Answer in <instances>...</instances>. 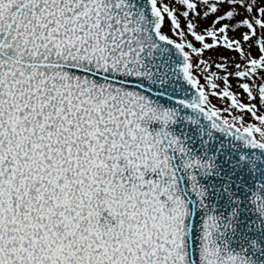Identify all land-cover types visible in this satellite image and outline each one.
I'll list each match as a JSON object with an SVG mask.
<instances>
[{"label":"snow or ice","instance_id":"1","mask_svg":"<svg viewBox=\"0 0 264 264\" xmlns=\"http://www.w3.org/2000/svg\"><path fill=\"white\" fill-rule=\"evenodd\" d=\"M0 264H264V0H0Z\"/></svg>","mask_w":264,"mask_h":264}]
</instances>
